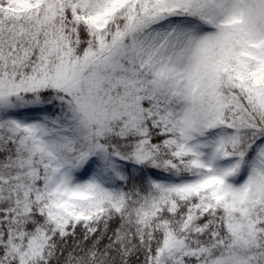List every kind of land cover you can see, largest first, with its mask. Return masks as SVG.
<instances>
[{
	"label": "snow or ice",
	"instance_id": "1",
	"mask_svg": "<svg viewBox=\"0 0 264 264\" xmlns=\"http://www.w3.org/2000/svg\"><path fill=\"white\" fill-rule=\"evenodd\" d=\"M0 264H264V0H0Z\"/></svg>",
	"mask_w": 264,
	"mask_h": 264
}]
</instances>
